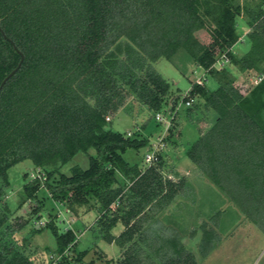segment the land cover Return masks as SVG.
<instances>
[{"label":"trees","instance_id":"16d2710c","mask_svg":"<svg viewBox=\"0 0 264 264\" xmlns=\"http://www.w3.org/2000/svg\"><path fill=\"white\" fill-rule=\"evenodd\" d=\"M243 15L252 46L238 56L236 19ZM180 50L218 83L211 90L194 82L184 97L185 103L199 97L218 113L187 155L264 230V0H0V84L24 55L0 92V195L8 170L29 159L46 179L27 183L26 196L37 199L44 183L71 207L87 203L88 195L99 199L104 239L123 250L118 264H198L176 237H162L151 223L188 192L189 181L164 175L163 151L145 167L126 161L123 153L146 140L114 131L107 119L130 99L154 113L176 102L172 96L167 104L171 83L153 62L172 61ZM224 55L228 61L218 67ZM229 64L262 77L248 95L234 86ZM79 152L89 154V166L62 172ZM117 173L130 185L120 184ZM56 174L58 190L50 184ZM9 215L0 204V230ZM119 222L124 230L111 234ZM48 227L60 252L76 246L72 229ZM0 264L35 263L0 239Z\"/></svg>","mask_w":264,"mask_h":264},{"label":"rangeland","instance_id":"374dc122","mask_svg":"<svg viewBox=\"0 0 264 264\" xmlns=\"http://www.w3.org/2000/svg\"><path fill=\"white\" fill-rule=\"evenodd\" d=\"M240 1L254 5L259 0ZM247 19V15L237 16L236 19L241 39L233 49L238 56L249 52L252 46ZM222 63L217 66L221 67ZM153 67L171 83L167 104L172 101L169 100L172 96L176 98V102L160 111L168 118L167 123L157 121V113L130 99L115 115H109L108 126L124 134L132 133L131 139L146 140L140 148L130 147L123 153L126 161L141 167L150 164L145 155L152 152L153 144L160 136L165 138L166 147L162 150L164 175L174 180L184 175L190 183L187 193L177 196L151 219V223L155 224L154 230L162 237H176L195 255L198 264H264V230L247 219L237 204L187 155L201 132H206L216 122L218 113L206 109L199 97L188 107L184 97L197 80L214 90L218 84L216 78L196 65L184 50H180L172 61L161 58L153 62ZM228 69L234 77V86L244 96L258 83L259 73L253 68L240 71L238 66L229 64ZM89 154L93 155L95 151L90 150ZM89 154L77 153L61 167V171L70 174L71 168L76 165L87 168ZM35 171L36 166L29 159L8 170L9 184L2 185L0 195L1 206H7L10 214L0 230L2 242L23 252L35 264H118L123 250L104 239L101 216L105 209L99 199L88 195L87 203L71 207L67 199L56 198L44 183L38 188L37 199L26 196L24 186L33 180L31 174ZM116 177L120 184L130 185L129 177L122 173H117ZM59 180V174L50 180L57 190ZM111 208L114 211L116 205L112 204ZM48 222H53L60 233L72 229L76 233V246L71 244L60 252ZM124 228L119 222L110 229V233L117 236Z\"/></svg>","mask_w":264,"mask_h":264},{"label":"built area","instance_id":"2783aa9c","mask_svg":"<svg viewBox=\"0 0 264 264\" xmlns=\"http://www.w3.org/2000/svg\"><path fill=\"white\" fill-rule=\"evenodd\" d=\"M223 62L222 64L224 65L225 62L228 61V58L226 57V55H224L222 57V59H220L218 62H217V65L220 63V62ZM262 79V77L258 76V81L259 82L260 80ZM196 83H199V84H203V81L201 80H197ZM193 102V99H188L186 101V105L187 106H190ZM108 120L110 119L109 117L107 118ZM156 119L158 121H165V123H167L166 121L168 120V118H165L164 115H162L161 113H157L156 115ZM166 147V143H165V138H162L161 136L158 138V141L153 144V148H152V152H149L146 154L145 156V159L147 162H149L150 164L155 160L157 159V152H160L162 151L164 148ZM31 178L34 180V179H40V180H44L46 179V175L44 172H42L40 169H37L35 172H32L31 174ZM47 223V222H45Z\"/></svg>","mask_w":264,"mask_h":264},{"label":"water","instance_id":"95a60500","mask_svg":"<svg viewBox=\"0 0 264 264\" xmlns=\"http://www.w3.org/2000/svg\"><path fill=\"white\" fill-rule=\"evenodd\" d=\"M3 34L5 35L6 37V34L3 32ZM22 55V59L21 61L19 62V64L17 65V67L15 69H13L2 81V83L0 84V92L2 90V88L4 87V85L6 84V82L21 68L22 66V63H23V60H24V55Z\"/></svg>","mask_w":264,"mask_h":264}]
</instances>
